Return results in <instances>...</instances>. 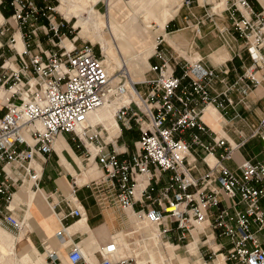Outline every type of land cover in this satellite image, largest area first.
Listing matches in <instances>:
<instances>
[{"label":"built area","instance_id":"2783aa9c","mask_svg":"<svg viewBox=\"0 0 264 264\" xmlns=\"http://www.w3.org/2000/svg\"><path fill=\"white\" fill-rule=\"evenodd\" d=\"M8 1L11 18L23 32L25 50L19 53L13 48L12 35L8 47L18 59L7 58L1 65L0 89L8 94L6 102L0 101L4 111L0 116V198L5 202L0 205V226L14 233L23 230L24 221L11 208L14 190L27 178L34 179L33 186L39 190L36 159L46 161L56 139L69 134L77 148H84L86 162L93 158L102 172L92 184L103 203L115 202L136 224L157 227L160 238L176 250L186 249L198 230L202 241L198 249H207L203 260L215 262L222 254L225 264H264V162L245 160L236 170L225 165L249 139L264 142V117L251 127L250 137L238 144L214 132L204 120L210 106L219 112L238 104L248 108L249 95L264 87V6L257 11L252 0H227V5L232 4L222 11L249 59L234 81L229 80L227 66L215 70L202 59L177 61L160 49L164 43L160 36L150 57L158 63H150L148 70L154 76L134 83L126 70L108 72L101 49L96 53L88 44L71 50L63 47L68 38L63 29L69 21H57L56 6L49 0ZM4 2L0 0L1 5ZM42 19L47 23L40 25ZM5 32L0 29L1 35ZM40 32L48 37L51 49L33 42ZM173 60L182 75H176ZM15 62L18 66L12 68ZM114 102H121L114 114L121 132L108 141L103 124H90L89 115ZM133 128L140 136L130 150L119 145V138L123 129ZM197 154L207 167L199 177L194 175ZM209 156L214 157L213 164ZM46 202L53 212L59 208L50 195ZM67 202L73 204L68 217L83 218L77 198L71 196ZM57 236L62 240L65 228ZM44 248L49 264H66L58 252ZM97 252L101 256L97 264H137L133 257L119 256L116 235ZM67 263H86L79 244L69 246Z\"/></svg>","mask_w":264,"mask_h":264},{"label":"crops","instance_id":"0c3cea01","mask_svg":"<svg viewBox=\"0 0 264 264\" xmlns=\"http://www.w3.org/2000/svg\"><path fill=\"white\" fill-rule=\"evenodd\" d=\"M137 1H130V5L135 8L140 5ZM37 2L42 3L43 0H37ZM113 2L114 0H110L108 11L103 15L102 30L105 29V34L108 36L100 38L97 35L96 40L101 43L102 51L108 61L118 60L120 62V58H123L126 61L129 60L130 68L139 69L141 65L132 63L133 61L123 51L122 45L118 41V36L116 35L118 30L113 29L110 24L109 16ZM252 3L257 11L263 9L264 0H252ZM182 6L183 3L174 15L170 13L168 19L162 25L161 33L165 31V36H167L164 39L163 46H166L164 50L177 61L187 59L194 62L202 59L208 68L215 70H220L227 66L231 69L229 80L231 82L234 81L236 76L242 72L243 67L249 64V59L242 40L231 29L228 15L227 21L221 24L222 27L215 18L207 16L209 26L205 27L206 21L204 19L202 21L198 20L193 11H189L180 19V14L178 13ZM80 10L75 11V15L78 19H82L81 16L86 18V25H89L82 28H95V23H90L89 11L86 8H81ZM86 11L87 16L82 15ZM12 15L13 9L10 7L9 1L5 0L3 5L0 4V29L6 31L5 34H0V74L2 71L1 65L5 59H18L15 50H11L8 47V42L12 35L16 39L13 48L19 53L25 50V41L22 38L23 32L11 18ZM221 16L223 17V15ZM78 21L80 20H77L76 24L80 23ZM46 23L47 21L42 19L40 25ZM213 26H215L217 32H215V29L208 31ZM178 32H181L180 36L173 35ZM217 38L222 45L218 46ZM110 41L113 47L109 45ZM33 42L41 43L45 49L52 48L48 37L41 32L37 38L33 39ZM65 44L68 48L73 47L72 40L67 39ZM155 46L156 42L150 55L154 52ZM182 48L188 51L185 52ZM222 48H225L226 52L221 50ZM148 57L146 58V64L149 65ZM176 60L172 61V65L176 75L180 76L182 75V70L180 66H177ZM150 63L156 64L158 61L157 59H151ZM15 66H18L17 62L11 67L15 68ZM132 69H130L131 75L135 79L142 80L143 76H136ZM150 76H154V74L147 72L145 77ZM1 96L2 93L0 92V98ZM234 98L237 100L236 95H234ZM3 113L4 111L0 110V116ZM236 114L240 115L241 118L237 117ZM263 117L264 87H260L249 95L248 108L238 104L235 109L228 108L227 111L219 112L213 106H210L205 113L204 120L214 132L225 136L230 142L238 144L243 137H250L251 127L258 124ZM99 122H103V125L109 131L107 135L108 141H114L120 135L121 131L117 125H114L109 112L101 110L97 118L93 116L92 125H97ZM139 136L140 133L137 128L132 130L123 129L119 143L133 150L134 143L139 139ZM249 145L252 147L247 150ZM263 151V141L258 138L249 139L243 147L234 152L232 160L225 162V165L232 170H236L245 160L264 162L262 158L264 155ZM217 153H222V150H218ZM196 158L198 168L194 171V175L199 177L200 174L207 171V167L202 161L201 154H197ZM207 160L211 164L214 163L212 156H209ZM33 166L38 176H41L38 181L39 190L33 186L34 179L30 181L28 178L24 184L14 190L15 196L11 202V208L14 210L15 217L24 221L25 226L19 233L11 232L9 229L0 226L11 235L0 232V264H49L46 260L47 253L41 252L45 249V246L58 252L59 257L67 264V253L71 244H79L82 248L86 258L85 264H97L100 262L101 256L97 252L99 247L108 242L113 235H116L117 243H119L120 240L117 238L123 235L124 230L129 226L130 218L134 217H130L115 202L103 203L99 199L93 189L92 181L100 178L102 172L98 169L93 158L86 162L84 151L77 148L76 143L73 142L72 135L63 134L56 139L54 152L46 157V161L42 157H38ZM48 195L52 196L54 202L59 204V208L55 212L52 211L50 205L46 202ZM71 196L77 198V205L83 209L84 216L81 219L68 217L73 207L72 203L67 202L71 199ZM4 204L5 202L0 198V205ZM140 224L142 226V223ZM62 228H65L67 234L61 240L57 233ZM198 233V230L194 231V240L190 241L187 249L196 244L197 251L199 243V247H202V241L199 242L200 236ZM120 244L119 255L128 256V252H126L127 255L123 254L125 251L122 248L123 245ZM212 246L215 245L212 244ZM169 247L170 249H175V246L171 243H169ZM201 249L199 250L200 255L198 254L200 256L198 264H208L201 258L205 254V251L202 252ZM216 263L225 264L222 254H218L213 264Z\"/></svg>","mask_w":264,"mask_h":264},{"label":"rangeland","instance_id":"374dc122","mask_svg":"<svg viewBox=\"0 0 264 264\" xmlns=\"http://www.w3.org/2000/svg\"><path fill=\"white\" fill-rule=\"evenodd\" d=\"M49 1L54 6H56L57 21H68L63 15H61L57 11V7L60 6V1ZM72 1L73 4L76 3V7L72 10L73 12L81 11V8H86L88 11L94 8V11H92L89 16L90 23H95V28H82L88 26L85 22V20H87L86 18L78 19L80 20L78 21L80 23L77 24L78 27H75L77 19H72L68 22V28L63 29V32L67 33V37L69 38V40L73 41V44L74 42H76V46H80L83 44L93 45L95 52L100 53V49L102 50V47L101 43L96 40V36L98 35L100 36V38L108 36L105 34L106 30H102L104 22L103 15L107 12L106 4H104L102 0ZM130 1L133 2V0H114L113 4L115 12L113 13L114 16H111V24L116 30H118L116 31V35L118 36V41L122 45L123 51L128 55L131 61H133L132 63H138L139 65H141V67L136 70H134V68H129L134 70L133 72L136 76H143L142 80H144L150 67V57L153 54L152 53L150 55V53L152 52V47L155 45V42H157V38L159 36L164 37V39L165 37H167L165 36V31L164 33H161L162 22L164 21V18H166L168 14H170L176 8V5L180 0H138L137 3H139L140 5L136 6L135 8L134 6L130 5ZM190 1V5L187 4V0L186 2L184 1L181 10L178 13L180 14V19H182L186 13H189V11H193L197 16L198 20L202 21L204 19L206 21L205 27L209 26V20L206 18L207 16L215 18V20L218 21L220 26L221 24H223L224 21H227V13H223L221 11H223L227 6L229 7L232 4L230 2L227 5V0ZM82 15L87 16V13H83ZM221 15H223V17ZM214 29L216 30L215 26L211 27L208 31H213ZM215 32H217V30ZM173 35L180 36L181 32L174 33ZM163 44L160 46V49L166 48V46H163ZM109 45L113 47L111 41L109 42ZM219 45H222L220 40H218V46ZM182 50L185 52L188 51L185 48H182ZM221 50H224V52H226L225 48H222ZM102 53L105 59H107L103 51ZM147 57L149 65L146 64ZM111 59L113 58L111 57ZM111 62L113 66H116V64L119 65L118 60H111ZM15 68L17 67L15 66ZM120 68V66H117L114 68V70L117 71ZM110 107L114 108V105ZM77 144L78 143H76V145ZM119 145L122 144L119 143ZM251 147L252 146L249 145L247 150ZM79 149L84 151V148L82 147ZM262 158L264 159V155L262 156ZM140 226L141 224H136L134 218H130L128 228L124 230L125 232L122 236L120 235V238H117L120 240L118 244L121 243L120 245H123L122 248L125 251L123 254L127 255L126 252H128V257H133L137 264H198L200 254L199 249H197L196 251V244L190 246V248L188 249L186 248L187 250L185 248L181 250L170 249L169 243H167L166 240H162L160 238L157 227L152 226L146 222L142 223L141 228ZM0 232L6 235L9 234L7 231H5V229L1 227ZM199 246L200 243L198 244V247ZM201 250L202 252H206L207 249L202 248ZM41 252L45 253V250L43 249ZM204 261H206L208 264L214 263L212 262V260L207 258L204 259Z\"/></svg>","mask_w":264,"mask_h":264},{"label":"bare ground","instance_id":"6f19581e","mask_svg":"<svg viewBox=\"0 0 264 264\" xmlns=\"http://www.w3.org/2000/svg\"><path fill=\"white\" fill-rule=\"evenodd\" d=\"M60 1V6L59 7H57V11L61 14V15H63L68 21H71L72 19H77L78 20V18H77V16L75 15V11L73 12L72 10H73V8H75L76 7V3L75 4H73L72 2V0H59ZM105 1V3H106V5H107V11H108V7H109V3H110V0H104ZM184 1H186V0H184ZM184 1L183 0H180L178 3H177V5H176V8L171 12V14L172 15H174V13H176L177 12V10L180 8V6L182 5V3H184ZM227 8V7H226ZM225 8V9H226ZM224 9V10H225ZM93 11V8L89 11V13H91ZM115 12V8H114V4H113V6H112V8H111V12H110V16H109V21H110V24H111V22H112V19H111V16L113 17L114 15H113V13ZM87 13V12H86ZM82 18H84L83 16H81ZM168 17H169V14H168V16L166 17V18H164V21L162 22V25L166 22V20L168 19ZM85 19V18H84ZM114 23H116V22H114ZM112 25V24H111ZM89 26V25H88ZM75 27H77V24L75 23ZM112 27H113V25H112ZM117 28V27H116ZM113 29H115L114 27H113ZM116 30V29H115ZM160 37V36H159ZM67 39H69V38H65L64 40H63V43H62V45H63V47H66L68 50H71V49H73L74 48V44H73V47H71V48H68L67 47V45L65 44V41L67 40ZM157 43H158V38H157V42H156V46H155V49H154V52H155V50H156V47H157ZM101 47H102V45H101ZM103 50V49H102ZM153 52V53H154ZM153 55V54H152ZM151 55V56H152ZM104 63H105V65H106V67H107V70H108V72L110 73V74H115L117 71H119V70H126L127 71V73H129V62L128 61H126V60H124L123 58H120V62H119V65H117L116 64V66L114 65L113 66V64H112V62L111 61H108L107 59H105V57H104ZM117 66H120L121 68L120 69H118L117 71H115L114 70V68L115 67H117ZM114 67V68H113ZM123 67V68H122ZM126 68H128V69H126ZM129 70V71H128ZM129 76H130V78H131V80L134 82V83H137V82H141V81H143V80H140V79H135L132 75H131V73H129ZM0 92L2 93V96H1V98H0V101H4V102H6V98H7V92H5L4 91V89H0ZM136 98V97H135ZM112 105H114V108H111L110 106H112ZM120 105H121V102H114V103H111V104H107V105H105V106H103V107H100L99 109H97V110H95V111H93V112H91L90 113V115H89V123L90 124H92V118H93V116H95L96 118H97V115H99V111H101V110H105V111H107V112H109V114L111 115V120L113 121V123H114V125L116 126L117 125V127L120 129V127H119V125L117 124V122H116V120H115V117H114V114H115V111H116V109H118L119 107H120ZM114 117V118H113ZM98 124H103V122H99ZM104 126V125H103ZM105 127V126H104ZM105 129L107 130V128L105 127ZM108 131V130H107ZM121 131V130H120ZM108 134H109V131H108ZM213 157V156H212ZM213 159H214V157H213ZM214 162H215V160H214ZM15 196V195H14ZM13 196V197H14ZM143 223V222H142ZM2 228V227H1ZM4 229V228H3ZM6 230V229H5ZM11 233V232H10ZM12 234V233H11ZM65 234H67L66 233V231H65ZM211 244H213L212 242H211ZM119 245V244H118ZM216 249H217V247L216 246H214ZM119 250H120V246H119ZM120 256V255H119ZM120 257H128V256H120ZM130 257V256H129ZM68 264V263H67ZM216 264H219V263H216Z\"/></svg>","mask_w":264,"mask_h":264}]
</instances>
